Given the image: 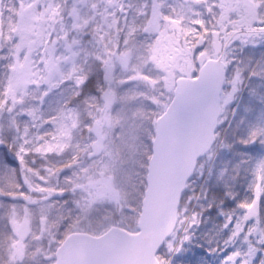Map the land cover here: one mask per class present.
<instances>
[{"label": "rangeland", "instance_id": "1", "mask_svg": "<svg viewBox=\"0 0 264 264\" xmlns=\"http://www.w3.org/2000/svg\"><path fill=\"white\" fill-rule=\"evenodd\" d=\"M240 17L252 31L226 49L216 143L158 257L264 264V0H0V264H53L76 231L137 230L176 79Z\"/></svg>", "mask_w": 264, "mask_h": 264}, {"label": "water", "instance_id": "2", "mask_svg": "<svg viewBox=\"0 0 264 264\" xmlns=\"http://www.w3.org/2000/svg\"><path fill=\"white\" fill-rule=\"evenodd\" d=\"M225 78L220 56L206 60L197 77L175 82L174 98L157 120L139 231L114 226L100 236L71 234L58 248L55 264H160L157 253L176 228L186 183L216 142ZM102 147L103 139L94 143L90 157L99 156ZM257 211L258 201L250 212ZM28 231L25 226L23 236Z\"/></svg>", "mask_w": 264, "mask_h": 264}, {"label": "flooded vegetation", "instance_id": "3", "mask_svg": "<svg viewBox=\"0 0 264 264\" xmlns=\"http://www.w3.org/2000/svg\"><path fill=\"white\" fill-rule=\"evenodd\" d=\"M237 9V8H236ZM236 9L234 10V11H236ZM229 17V15L227 16V18H225L226 19V23L227 24H231V21H230V18H228ZM237 25H238V27H236V28H234L233 29V27L232 28H228L229 26H227L225 29V32L229 35H231V34H234L235 36L236 35H238V34H244V33H250L251 31H252V29H250V26H249V24L248 23H246V21L244 20V19H242V18H239V19H237ZM221 45V43L219 42V46ZM224 45H222V47H223ZM233 47H235L236 46V42H234L233 43V45H232ZM102 199H104L105 197H106V195L105 194H102L101 196H100ZM25 259V258H24Z\"/></svg>", "mask_w": 264, "mask_h": 264}, {"label": "trees", "instance_id": "4", "mask_svg": "<svg viewBox=\"0 0 264 264\" xmlns=\"http://www.w3.org/2000/svg\"><path fill=\"white\" fill-rule=\"evenodd\" d=\"M7 159H10V158H7ZM203 160H204V158H201L200 159V162H202ZM200 162H199V165L201 164Z\"/></svg>", "mask_w": 264, "mask_h": 264}]
</instances>
